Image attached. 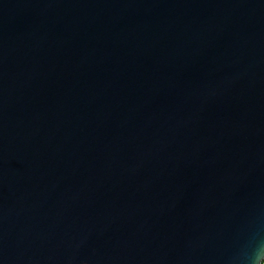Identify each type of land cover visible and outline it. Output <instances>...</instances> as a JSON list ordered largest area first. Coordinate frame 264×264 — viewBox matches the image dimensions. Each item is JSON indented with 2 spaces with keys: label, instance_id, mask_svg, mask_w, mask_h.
<instances>
[{
  "label": "water",
  "instance_id": "1",
  "mask_svg": "<svg viewBox=\"0 0 264 264\" xmlns=\"http://www.w3.org/2000/svg\"><path fill=\"white\" fill-rule=\"evenodd\" d=\"M264 0H0V264H262Z\"/></svg>",
  "mask_w": 264,
  "mask_h": 264
},
{
  "label": "trees",
  "instance_id": "2",
  "mask_svg": "<svg viewBox=\"0 0 264 264\" xmlns=\"http://www.w3.org/2000/svg\"><path fill=\"white\" fill-rule=\"evenodd\" d=\"M262 264H264V261H262Z\"/></svg>",
  "mask_w": 264,
  "mask_h": 264
}]
</instances>
